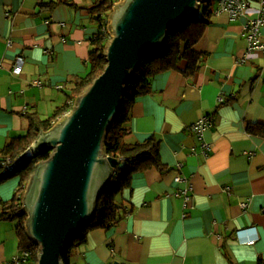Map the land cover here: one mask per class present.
<instances>
[{
  "label": "crops",
  "instance_id": "1",
  "mask_svg": "<svg viewBox=\"0 0 264 264\" xmlns=\"http://www.w3.org/2000/svg\"><path fill=\"white\" fill-rule=\"evenodd\" d=\"M60 1L0 0V152L28 133L29 114L45 120L69 102L89 72L96 0ZM217 7L195 46L200 69L186 76L183 62L157 74L130 108L125 142L159 141L163 168L131 175L116 198L124 217L90 231L72 264H264V48L250 49L244 29L264 12L253 1L232 19ZM205 115L208 153L191 129ZM19 183L0 185V215ZM17 226L0 219V264L21 250Z\"/></svg>",
  "mask_w": 264,
  "mask_h": 264
},
{
  "label": "water",
  "instance_id": "2",
  "mask_svg": "<svg viewBox=\"0 0 264 264\" xmlns=\"http://www.w3.org/2000/svg\"><path fill=\"white\" fill-rule=\"evenodd\" d=\"M205 0H121L110 16L111 38L105 70L78 97L73 108L22 155L45 149L25 194L27 232L40 248L38 264H63L78 230L96 214L97 200L120 159L108 156L105 139L120 113L127 85L143 56L162 48L170 29L200 9Z\"/></svg>",
  "mask_w": 264,
  "mask_h": 264
},
{
  "label": "trees",
  "instance_id": "3",
  "mask_svg": "<svg viewBox=\"0 0 264 264\" xmlns=\"http://www.w3.org/2000/svg\"><path fill=\"white\" fill-rule=\"evenodd\" d=\"M120 1L96 0L92 6L95 14L94 19L99 23L100 29L91 40L89 72L76 81L72 91L73 95L70 97L71 102L58 107L53 116L45 120L36 113L29 114L28 133L23 137L13 138L0 152V185L14 178L20 180L12 199L2 204L3 211L0 219L18 221L17 230L21 250L35 249L28 264H38L40 248L30 239L27 232L28 213L25 206V194L38 164L50 157L52 149H45L27 161H21V157L42 132L52 129L58 119L73 108L78 97L105 70L107 65L106 47L109 37L104 34L103 28L109 22L116 4ZM218 1L205 0L202 2L197 13L170 29L167 41L160 50L148 52L143 56L138 70L127 85L120 113L113 121L105 139L107 154L120 159V163L97 200L95 217L84 224L67 245L62 256L63 264H72V256L76 249L87 241L90 231L96 228L109 230L119 224L125 213L116 198L123 188L130 183L131 175L135 171L145 170L153 166L163 168L160 165L159 141L151 137L145 143L127 144L125 142L124 138L129 131L126 124L130 108L137 97L150 93L152 80L157 74L168 70H179L183 62H186V67L183 69L186 76H192L200 69L203 59L195 46L204 35V31L210 22L212 7ZM60 2H65L71 6L75 5L70 0H61ZM8 161L11 162L7 163Z\"/></svg>",
  "mask_w": 264,
  "mask_h": 264
},
{
  "label": "built area",
  "instance_id": "4",
  "mask_svg": "<svg viewBox=\"0 0 264 264\" xmlns=\"http://www.w3.org/2000/svg\"><path fill=\"white\" fill-rule=\"evenodd\" d=\"M253 1H256L259 4L262 12H264V0H219L217 3L218 4L217 11L228 13L230 18L232 19L246 17L248 16V10L251 7ZM108 23L105 24L103 28V32L110 39L111 32L108 28ZM263 27H264V16L257 19L250 18L248 23L246 24L244 29L246 31L247 39L250 42V49L256 50V49L264 48L261 39V29ZM24 62L25 60L23 57H18L16 59L14 64V72L16 74H20L22 72ZM221 100L223 101V98H221ZM212 120L213 117H211L210 115H205L191 126L193 133L200 141V144L203 147L204 152L206 153H208V151L211 150V147L205 141L204 134L206 130L209 129L210 126H212L213 124ZM10 162L11 161H8L7 163ZM180 180H182V178L178 176L176 178V181H180ZM186 197L188 200L191 199L189 195H187ZM243 206H246V203H243ZM258 239H259L258 235L255 234V236L250 238L246 243L249 245H254ZM34 252H35L34 248H27L20 250L16 255H14L10 260L6 261L4 264H28L31 258L33 257Z\"/></svg>",
  "mask_w": 264,
  "mask_h": 264
},
{
  "label": "clouds",
  "instance_id": "5",
  "mask_svg": "<svg viewBox=\"0 0 264 264\" xmlns=\"http://www.w3.org/2000/svg\"><path fill=\"white\" fill-rule=\"evenodd\" d=\"M109 156V155H108Z\"/></svg>",
  "mask_w": 264,
  "mask_h": 264
}]
</instances>
